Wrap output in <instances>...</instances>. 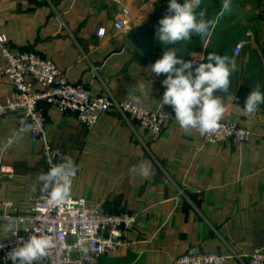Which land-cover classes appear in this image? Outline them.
<instances>
[{
  "label": "crops",
  "instance_id": "obj_1",
  "mask_svg": "<svg viewBox=\"0 0 264 264\" xmlns=\"http://www.w3.org/2000/svg\"><path fill=\"white\" fill-rule=\"evenodd\" d=\"M124 5L135 15L134 27L163 18L169 0H0V35L11 47L52 59L74 84H87L117 100L136 96L141 105L170 117L152 137L133 118L118 113H101L90 129L75 114L41 103L49 143L78 166L71 196L136 215L134 227L123 233L125 243L101 255L96 264H174L194 246L232 255L227 264H245L243 255L264 245V104L251 116L237 113L233 105L243 107L257 85L264 92V0H231L207 48L198 36L174 45H163L157 37L152 58L127 33L112 34ZM221 7L222 0H202L198 11L212 18ZM101 26L107 29L102 38L96 34ZM239 41L244 46L235 55ZM169 48L197 64L207 63L209 53L235 60L238 71L230 77L229 93L215 94L227 109L225 116L253 131L250 140L206 144L198 131L186 134L180 128L171 106L161 107L166 76L151 73L150 66ZM3 64L0 53V102L13 91L1 73ZM230 94L237 99L232 101ZM17 132L16 114H0V168H10L0 170V214L28 215L40 193L35 178L47 173L41 144L30 136L3 148ZM142 162L153 170L146 179L129 172ZM28 225L17 223L20 229ZM7 237L0 233V239Z\"/></svg>",
  "mask_w": 264,
  "mask_h": 264
},
{
  "label": "built area",
  "instance_id": "obj_2",
  "mask_svg": "<svg viewBox=\"0 0 264 264\" xmlns=\"http://www.w3.org/2000/svg\"><path fill=\"white\" fill-rule=\"evenodd\" d=\"M134 20L133 11L126 5L122 6L115 17L112 34H126L133 28ZM96 34L104 37L106 27H98ZM243 46V41L236 43L233 53L238 55ZM0 53L4 62L1 73L7 76L13 88L11 95L0 102V114L15 113L18 132L25 124L31 126L32 130L26 135L40 142L47 172L51 167L49 160L53 165L62 163L67 155L48 141L43 102L57 107L64 114H75L90 129L96 125L101 113H118L127 119L131 117L152 137L161 133L170 118L162 110H150L130 98L117 100L110 94L94 92L87 84L70 82L52 59L34 50L11 47L5 35H0ZM253 134L251 129L224 116L218 129L202 136V139L206 144L243 143L250 140ZM0 170L9 171L10 168L2 166ZM41 196L40 192L32 199L28 215L17 212L0 214V221L14 218L16 223H29L25 228L18 229L17 236L9 233L7 238L0 239V264H12L7 254L17 246V238L23 237L26 241L35 230L52 236L56 244L47 257L35 264H96L101 255L125 243L124 231L132 229L136 223L135 213L128 210L107 211L101 208L100 203L90 202L82 196H70L61 207H50ZM6 206L12 207V204L7 202ZM81 242L89 248L87 256L78 250ZM230 257L232 255L204 252L194 246L178 256L174 264H227ZM243 259L245 264H264V245L243 255Z\"/></svg>",
  "mask_w": 264,
  "mask_h": 264
},
{
  "label": "clouds",
  "instance_id": "obj_3",
  "mask_svg": "<svg viewBox=\"0 0 264 264\" xmlns=\"http://www.w3.org/2000/svg\"><path fill=\"white\" fill-rule=\"evenodd\" d=\"M201 3L202 0H183V3L169 0L167 14L159 21V27L156 29L159 41L163 45H174L181 41L190 42L193 36H198L207 48L219 19L225 12L230 11L231 0H222L221 11L212 18H207L203 10L197 13ZM207 60V63L198 64L195 60L186 61L178 57L175 48H169L150 66L151 73L166 76L162 81L166 90L160 101L161 107L169 105L173 108L175 122L186 134L193 131H198L201 136L214 133L227 111L221 97L215 93H229L230 77L238 71L236 62L228 56L216 53H209ZM136 87L143 92V84ZM230 98L232 101L237 99L234 94H230ZM132 99L138 101L139 98L133 96ZM261 104H264V92L257 85L247 96L243 107L232 105L237 113L251 116ZM31 130V126L25 124L19 132L7 139L3 148H10ZM49 163V171L38 174L35 182L40 186L41 197L46 199L50 207H61L71 196L78 166L68 156L63 157L62 163L53 165L51 160ZM129 172L145 179L153 174L151 164L146 162L132 165ZM18 229L20 228L14 218H8L6 223L0 225V233L5 237L8 233L17 236ZM55 247L52 236L40 234L39 230H35L26 241L23 237H18L17 246L7 256L12 264H35L47 257ZM78 250L84 256L89 252L83 242L79 244Z\"/></svg>",
  "mask_w": 264,
  "mask_h": 264
},
{
  "label": "water",
  "instance_id": "obj_4",
  "mask_svg": "<svg viewBox=\"0 0 264 264\" xmlns=\"http://www.w3.org/2000/svg\"><path fill=\"white\" fill-rule=\"evenodd\" d=\"M158 20L151 22L146 21L137 26H134L126 34V38L147 58H152L154 56V49L157 40L156 29L159 27Z\"/></svg>",
  "mask_w": 264,
  "mask_h": 264
},
{
  "label": "trees",
  "instance_id": "obj_5",
  "mask_svg": "<svg viewBox=\"0 0 264 264\" xmlns=\"http://www.w3.org/2000/svg\"><path fill=\"white\" fill-rule=\"evenodd\" d=\"M197 13H199L198 9H197Z\"/></svg>",
  "mask_w": 264,
  "mask_h": 264
}]
</instances>
